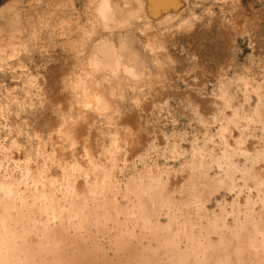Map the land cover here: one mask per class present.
<instances>
[{
    "label": "bare ground",
    "instance_id": "6f19581e",
    "mask_svg": "<svg viewBox=\"0 0 264 264\" xmlns=\"http://www.w3.org/2000/svg\"><path fill=\"white\" fill-rule=\"evenodd\" d=\"M167 8L170 7L167 5ZM153 10H159L158 6ZM183 10L184 7L178 11ZM171 12L168 10L163 15V24L174 15ZM125 15L136 20L134 27L127 26L107 5L100 6L95 17L101 29L95 30L93 26L87 37H91L90 42L87 39L83 45L93 44L94 37H107L108 30L116 27H124L126 35L136 33L133 30L149 34L153 21L148 15L130 11ZM19 24H14L13 38H10L13 52L5 55L0 51V71L12 60L7 68L12 77L19 70L16 75L22 82L21 86L15 83L10 88L13 90L5 88L8 107L0 101V264H264L261 94L255 102L246 97L247 103L236 104L231 78L217 75L218 91L211 92L214 107L207 119L197 109L199 105L188 103L199 126L198 136L191 133V145H183L185 136L169 139L165 130L162 132L166 144L161 149L156 148V142L162 141V137L157 140L155 131L158 130L152 131L153 137L146 141L147 145L140 134L135 139L131 137L133 141L127 139L131 146L127 142L121 144L117 142V134L125 130L122 123L129 127L126 129L140 132L133 111L143 106L139 97L146 84L152 85L149 80L154 73L135 61L130 53L122 55L97 45L88 64L95 60L94 70L99 68L106 80L111 72L116 76L122 72L124 77H117L120 84L108 88L87 87L75 101L71 99L75 85L69 79L55 80V73L47 91L43 78L42 83H25L32 80H27L32 73L25 71L20 58L29 56L30 49L15 37L22 36L20 32L24 28L29 32L32 25L26 23L20 28ZM45 48L41 49L42 57L47 56ZM79 53L72 54L77 62L78 57H83ZM48 67L51 66H46L49 70ZM60 69L57 68L62 73ZM97 71L93 72L98 74L100 71ZM97 74L95 77L99 78L101 74ZM156 86L161 88V84ZM156 86L152 85V90ZM47 94L52 96L48 99ZM10 105L15 106L14 111ZM101 128L103 133L106 130L114 137L107 151L97 141L93 150L94 140L89 141L90 136L100 135ZM80 136L83 141L78 147ZM17 137L22 138L21 142ZM154 149L158 153L153 155ZM160 157L164 160L161 163ZM178 160L180 165L175 167Z\"/></svg>",
    "mask_w": 264,
    "mask_h": 264
},
{
    "label": "rangeland",
    "instance_id": "374dc122",
    "mask_svg": "<svg viewBox=\"0 0 264 264\" xmlns=\"http://www.w3.org/2000/svg\"><path fill=\"white\" fill-rule=\"evenodd\" d=\"M158 2L159 4H157ZM102 5H107L110 10L116 11L118 18L120 20L124 19V22L127 24V26L133 25L134 27L136 25V20L125 15L128 11H130L131 14L136 12L140 15H148L150 20H152L153 22L155 21V24L152 22V26H150L151 30L149 28L150 32L148 35L142 34L139 30H133V32H136L137 34L132 33V35H126V32L123 29L124 27H116L114 28V30H108L107 34L105 35L107 37L102 36L97 39L94 37L92 38L93 44L89 43L87 45H83L84 41H86L87 39L89 41V39L91 38L87 37L89 35V32L91 33V31H93L91 29L93 26L95 30L97 28L101 29V27H99L101 25L95 17V11L98 10ZM167 5L168 7H170L169 9L167 8ZM35 6L37 8L34 9ZM157 6L159 10H153ZM171 7H173V9H171ZM182 7H184V10L179 13L178 10H180V8ZM16 8H18L20 12L19 15L16 14ZM167 9L169 10V12L173 10V13L171 12V14L174 15L170 19H167L163 24L162 21L165 20L163 15L166 14V11H168ZM36 10H38V12ZM109 21L111 25L114 24V22H111V20ZM17 22L20 23L18 25L20 28L24 27L23 24L26 23L32 25V27L29 28V32L28 30L26 32V29L24 28V30L22 29L23 33L20 32L22 36L19 34V38L18 36L15 37V39H17L20 44H27L28 48L30 49L29 56L20 58L22 64L24 63L23 65L25 71L27 73H32L33 75H31L30 78L27 79L32 80L28 82L26 81L25 83H31L33 81L32 84H38L39 82L42 83L43 80H46L44 86L48 91L51 86V82L54 81L53 75L57 73L55 80H62L63 78H65L67 80L69 79L68 81L72 86L75 85V94L73 93V97L71 96L72 100L76 99L75 101H78L80 99L81 94L87 87H90V89L95 86H99L98 88H108L110 85L115 86L120 84L121 80L119 78L117 79V77L119 76L123 78L124 75L122 74V72H119V74L116 76L115 73H112L110 71L111 76L109 80H106L104 78L103 72L100 71L99 68L94 70L95 66H97L96 64L94 65L95 60L88 64L89 59H91L90 54L96 52L97 45H103L104 47L113 50L115 53L121 52L123 53L122 55L130 53L134 55L133 58L135 59V61H140L146 70L152 71L154 73L153 79H150L149 83L151 82L153 86H160L161 84V88L156 86L152 90V85L146 84L144 86V92L139 97V101L142 102L143 106L141 108L138 107L137 109H135V113L133 111V118L136 119L137 127L139 128L140 132H137L134 128L126 129L129 127H126L127 125L125 123H122V128H124L125 130L122 129V133L117 134L118 141L117 139H115L121 144L127 142L126 144L128 145V140L133 141L135 139L134 137H137L138 134H140L141 138H145L144 141L147 145V142L153 137V132L155 130H158L155 131L157 140L162 137V141L160 139L158 142H156L155 139V142L158 145V147H156L157 149H161L166 144V140L163 137V134L165 132L167 133V136H169V139L171 136L173 137L175 135L185 136L184 138L186 141L183 140V145H191V142L189 141L192 136L191 133L198 136L199 132L197 133V131L199 129V126H197V122L193 118V112L191 109L192 107L188 103L196 105V107L197 105H199L197 109L200 113L202 112L201 114H204L203 116L207 119V117L211 115V111H213L214 107L211 101V98L213 97L210 95L218 91L217 81L215 80V76L217 75L220 78H231L230 85L233 86V91H235L236 94V96L234 97V102L236 104L237 102H240L239 104L247 103L246 97L249 98L251 103L253 101L255 102L256 97L260 94L262 102L264 104V0H0V51L5 55L11 54L13 26ZM97 22L99 25L96 24ZM140 22L139 25L142 26ZM95 25L98 26L96 27ZM154 25L155 27H153ZM178 25H180V27ZM56 32L59 33V35L55 36ZM123 33H125V35ZM146 36H149V39ZM43 47H46L45 49L47 50L46 57H42L43 55L40 54ZM6 51H8V53ZM75 52L77 55L79 53V55L83 56L82 58H77L78 62L75 61L72 57V54H75ZM47 58L48 60H46ZM71 59L73 61L72 64L74 65L71 64ZM11 61L12 60H8L9 66L7 64V67H10ZM211 61H214V63ZM62 62H64V64H62L64 66L59 65ZM54 64L55 66H52ZM258 64L260 65L258 66ZM13 65V68H15L16 63H13ZM92 65H94V67ZM46 66L51 67H48V70ZM59 66H62L61 69ZM260 66L261 68H259ZM7 67L5 65L7 71L6 69H3L4 72L3 70L0 71V90L4 92L0 95V101L3 102L4 106L8 107L9 102L4 95L6 93L5 88H14L16 86L15 83H18L17 86H21L22 82L21 80L19 81L20 78H17L16 75L19 74V70H16V74H14L15 77H12V74H10L9 72V68ZM73 67L74 70H72ZM57 68L60 69L62 73H60ZM91 68H93V70ZM27 69L30 70L28 71ZM97 70L100 72L96 74L98 76L101 74L99 78L97 77L98 79L95 77V72H93ZM26 72L25 74H27ZM195 72L196 74H194ZM158 74L159 76H157ZM63 75H65L66 77L68 76L69 78H66ZM184 75L187 77H185ZM196 75L197 78L195 77ZM80 76L82 78H80ZM188 76H190L191 78ZM21 77H23V75ZM93 77L96 78V80H94ZM88 78L90 79L88 80ZM34 79H36L35 82ZM77 79H79L80 81L78 80L79 82H77ZM81 79H83V83H80ZM188 81L190 84H188ZM245 83H248V85L246 86ZM187 94L190 95L188 96ZM159 95L161 97H159ZM51 96L52 95L47 94L48 99ZM164 97L165 99L163 100ZM156 98L158 101H156ZM161 98L164 102L161 100ZM111 99L119 100V98L117 97H112ZM6 101L8 102V104L6 103ZM37 106V104L34 105V108H36ZM10 107L12 108V111H14L15 106L10 105ZM163 107L165 108V110L163 109ZM166 109L169 110V112ZM35 110H37V108ZM152 111L154 115L152 114ZM158 111H160L161 113L159 114ZM177 112L180 113L178 114ZM227 112L229 111L227 110ZM20 115L25 116L23 114ZM8 120L10 122L12 121L10 119ZM145 122L148 123V125ZM149 123L152 125H150ZM103 130L104 129L101 128V133L104 132ZM162 130H165L163 131L164 133L162 132ZM185 131L187 132V135ZM4 132H2V135H4ZM159 132L160 134H158ZM174 132L175 134H173ZM101 133L96 137L90 136L89 141L91 142V140H94L93 142H91V145L93 144L95 146H91L93 150L96 148L95 143L97 141L102 142L104 144L103 151L105 149L107 151L109 150L114 137L112 136V133H108L106 132V130L102 135ZM81 136L79 137L80 143L78 142V147L81 146L83 141V136ZM131 137H133L134 139ZM17 138L19 142H21L22 138ZM163 138L165 141H163ZM123 139L124 141L122 142ZM185 142L188 143L186 144ZM167 143L171 144V142ZM133 146L134 145H132V147ZM98 148H101V146H98ZM157 153V150L154 149L152 154L154 155ZM162 161L164 160L161 157L158 158V162L161 163ZM179 161L180 160L175 162V167L180 165ZM123 177H125V175Z\"/></svg>",
    "mask_w": 264,
    "mask_h": 264
}]
</instances>
